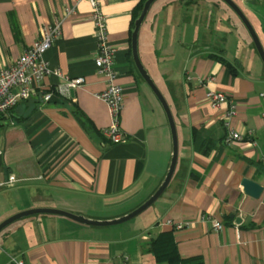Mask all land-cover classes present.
I'll return each mask as SVG.
<instances>
[{"label":"crops","instance_id":"0c3cea01","mask_svg":"<svg viewBox=\"0 0 264 264\" xmlns=\"http://www.w3.org/2000/svg\"><path fill=\"white\" fill-rule=\"evenodd\" d=\"M140 1L98 0L123 90L125 138L111 144L101 134L110 123L107 106L95 97L105 84L96 74L89 1L0 0V68L59 23L44 59L65 77L85 79L67 96L45 101L43 94L63 82L45 77L32 97L0 116V182L10 175L16 180L0 189V223L34 208L111 220L161 185L172 138L161 104L132 60V18ZM232 1L264 49L263 1ZM155 2L139 30L138 54L175 122L178 156L167 188L131 223L90 227L44 214L18 220L0 232V264H155L147 248L163 232H172L182 259L264 264V66L243 24L222 2ZM208 92L235 103L229 126L241 142H225L228 106L212 107ZM244 179L263 188L259 197L244 193ZM213 221L223 228L217 231Z\"/></svg>","mask_w":264,"mask_h":264},{"label":"built area","instance_id":"2783aa9c","mask_svg":"<svg viewBox=\"0 0 264 264\" xmlns=\"http://www.w3.org/2000/svg\"><path fill=\"white\" fill-rule=\"evenodd\" d=\"M92 8L91 19L94 25V35L97 41V53L94 63L96 74L100 76L105 84L102 92L95 97L104 102L108 109L110 123L102 129L101 134L111 144H120L124 141V133L120 127V115L123 108V90L117 84V74L113 68L114 50L108 43L105 17L99 11L98 0H88ZM60 34V25L55 23L49 30L43 31L40 36L27 47L21 56L13 64L0 68V116L11 111L22 101L28 100L42 87L45 77L55 76L61 78L63 82L58 84L53 90L47 91L42 98L49 101L54 94L64 97L70 90L85 86L83 77H65L59 70L49 68L44 59V53L51 47L55 38ZM263 95V94H262ZM206 99L212 107L227 105V114L222 120L227 129L225 142L227 144L242 141L239 133L230 128V120L236 115L235 103L224 94L208 92ZM16 180L10 175L5 181L0 182L1 188H10ZM168 225L175 229H181L182 225H174L171 221H166ZM213 227L219 231L223 227L220 223L213 221ZM13 264H25L22 261L12 259Z\"/></svg>","mask_w":264,"mask_h":264},{"label":"water","instance_id":"95a60500","mask_svg":"<svg viewBox=\"0 0 264 264\" xmlns=\"http://www.w3.org/2000/svg\"><path fill=\"white\" fill-rule=\"evenodd\" d=\"M155 1L156 0H146L145 3L143 4L142 10H141L138 18L134 21L133 30L131 33V54H132V60H133V63L135 65L137 72L139 73L141 78L145 81V83L149 86V88L151 89V91L153 92V94L155 95V97L157 98L159 103L161 104V106L165 112V115H166V118H167V121L169 124V128H170V132H171L172 156H171V161H170L168 171H167L166 176H165L164 180L162 181L161 185L158 187V189L155 191V193L153 195H151L144 203H142L140 206H138L133 211H131L128 214H126L122 217H119V218H115V219H111V220H93V219L85 218L82 215H75V214L69 213L67 211H62V210H58V209L34 208V209H28V210L21 211L19 213H16V214L8 217L7 219L3 220L0 223V232L4 228H6L10 224H12L18 220H21V219H24L27 217H31L34 215H38V214L56 215V216L65 217V218H67L73 222H76V223L84 225V226L111 227V226H115V225L125 223L131 219L136 218L141 213H143L148 208H150L158 200V198L163 194V192L167 188L169 182L171 181V178H172L174 170H175L176 162H177V156H178L177 132H176L175 122L173 120V116H172V113L170 111V108H169L165 98L163 97V95L161 94L159 89L156 87V85L154 84V82L150 78L149 74L147 73V71L145 70L143 65L141 64L140 59H139V54H138L139 30L141 28V25H142L146 15H147V13L149 12L152 4ZM221 1H223L232 10V12L238 17V19L241 21V23L245 27V29H246L247 33L249 34V37L253 43V46L256 50V53H257L262 65L264 66V49H263V46H262L254 28L250 24L249 20L247 19L245 14L241 11V9L232 0H221ZM242 186H243V191L245 194L252 196V197H255V198L259 197L263 191V188L258 183L254 182V181L247 180V179H244L242 181ZM235 221L237 224L240 223V219H238V218H235Z\"/></svg>","mask_w":264,"mask_h":264},{"label":"trees","instance_id":"16d2710c","mask_svg":"<svg viewBox=\"0 0 264 264\" xmlns=\"http://www.w3.org/2000/svg\"><path fill=\"white\" fill-rule=\"evenodd\" d=\"M145 1L146 0H141L133 11L132 26L134 25V21L138 18ZM262 1L264 4V0ZM217 60L233 71V67L227 61L222 58H217ZM147 251L152 255L155 264H203L200 257L182 259L179 256L172 232H163L155 239H152L148 245Z\"/></svg>","mask_w":264,"mask_h":264},{"label":"rangeland","instance_id":"374dc122","mask_svg":"<svg viewBox=\"0 0 264 264\" xmlns=\"http://www.w3.org/2000/svg\"><path fill=\"white\" fill-rule=\"evenodd\" d=\"M167 1H170V0H156V2H155V4L156 5H159V4H162L163 2H167ZM218 1H220V2H222V4H224V5H226L223 1H221V0H218ZM231 10V9H230ZM232 11V10H231ZM244 27V26H243ZM245 28V27H244ZM249 35V34H248ZM150 208H148L146 211H144L143 213H141L139 216H137V218H135V219H131V220H129V221H127V222H125V223H131V222H133V221H136L137 219H140V217H143L142 215H145V213L149 210ZM125 223H123V224H125Z\"/></svg>","mask_w":264,"mask_h":264}]
</instances>
